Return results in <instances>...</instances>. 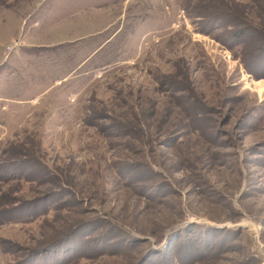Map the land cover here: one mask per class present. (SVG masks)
Listing matches in <instances>:
<instances>
[{
    "label": "rangeland",
    "instance_id": "1",
    "mask_svg": "<svg viewBox=\"0 0 264 264\" xmlns=\"http://www.w3.org/2000/svg\"><path fill=\"white\" fill-rule=\"evenodd\" d=\"M0 264H264V0H0Z\"/></svg>",
    "mask_w": 264,
    "mask_h": 264
},
{
    "label": "trees",
    "instance_id": "2",
    "mask_svg": "<svg viewBox=\"0 0 264 264\" xmlns=\"http://www.w3.org/2000/svg\"><path fill=\"white\" fill-rule=\"evenodd\" d=\"M0 149H1V147H0Z\"/></svg>",
    "mask_w": 264,
    "mask_h": 264
}]
</instances>
